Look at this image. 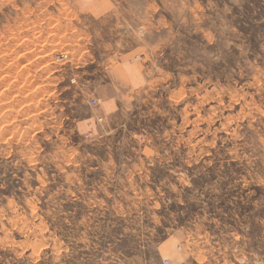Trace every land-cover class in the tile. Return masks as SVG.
Masks as SVG:
<instances>
[{
	"label": "rangeland",
	"instance_id": "obj_1",
	"mask_svg": "<svg viewBox=\"0 0 264 264\" xmlns=\"http://www.w3.org/2000/svg\"><path fill=\"white\" fill-rule=\"evenodd\" d=\"M0 264H264V0H0Z\"/></svg>",
	"mask_w": 264,
	"mask_h": 264
}]
</instances>
